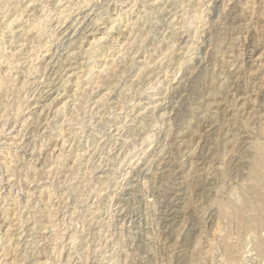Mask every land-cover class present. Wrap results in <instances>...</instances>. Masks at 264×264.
<instances>
[{
    "label": "rangeland",
    "instance_id": "374dc122",
    "mask_svg": "<svg viewBox=\"0 0 264 264\" xmlns=\"http://www.w3.org/2000/svg\"><path fill=\"white\" fill-rule=\"evenodd\" d=\"M263 199L264 0H0V264H264Z\"/></svg>",
    "mask_w": 264,
    "mask_h": 264
},
{
    "label": "bare ground",
    "instance_id": "6f19581e",
    "mask_svg": "<svg viewBox=\"0 0 264 264\" xmlns=\"http://www.w3.org/2000/svg\"><path fill=\"white\" fill-rule=\"evenodd\" d=\"M86 1V0H85ZM196 1V0H195ZM3 2V1H2ZM163 8V7H162ZM195 8V7H194ZM83 9V8H82ZM10 10V9H9ZM201 12V11H200ZM195 13V12H194ZM172 14V13H171ZM62 15V14H61ZM206 15V14H205ZM34 16V15H33ZM63 16V15H62ZM38 17V16H37ZM27 18V17H26ZM3 19V18H2ZM192 19V18H191ZM33 21V20H32ZM95 21V20H94ZM191 21V20H190ZM193 22V21H192ZM5 23V22H4ZM51 24V23H50ZM199 24V23H198ZM190 25V24H189ZM12 28V27H11ZM68 28V27H67ZM47 29V28H46ZM79 31V30H78ZM20 35V34H19ZM135 36V35H134ZM238 38H240V37H238ZM244 38H245V36H244ZM13 39V38H12ZM131 42V41H130ZM249 45V44H248ZM246 50V49H245ZM122 51V50H121ZM46 53V52H45ZM30 59V58H29ZM201 59V58H200ZM20 61V60H19ZM9 65V64H8ZM10 66V65H9ZM182 68V67H181ZM95 69V68H94ZM88 71V70H87ZM91 71V70H90ZM87 76V75H86ZM15 77V76H14ZM12 78V77H11ZM16 78V77H15ZM24 84V83H23ZM168 85V84H167ZM191 88V87H190ZM167 90V89H166ZM241 95V94H240ZM25 97V96H24ZM217 101V100H216ZM32 108V107H31ZM69 109V108H68ZM60 110V109H59ZM183 118V117H182ZM125 120V119H124ZM5 124V123H4ZM59 124V123H58ZM4 128V127H3ZM12 130V129H11ZM214 131V130H213ZM206 140V139H205ZM155 149V148H154ZM205 154V153H204ZM173 161V160H172ZM100 163V162H99ZM141 164V163H140ZM235 173V172H234ZM195 174V173H194ZM15 183V182H14ZM17 184V183H16ZM134 189V188H133ZM263 196V195H262ZM258 197V196H257ZM260 199V198H259ZM182 200V199H181ZM263 201H264V199H263ZM184 203V202H183ZM246 204V203H245ZM222 205V204H221ZM247 205V204H246ZM256 206V205H255ZM258 206V205H257ZM264 209V208H263ZM225 210V209H224ZM226 211V210H225ZM234 211V210H233ZM229 214V213H228ZM236 214V213H235ZM239 217V216H238ZM241 218V217H240ZM11 227V226H10ZM254 236V235H253ZM223 238V237H222ZM261 238H262V236H261ZM223 241V240H222ZM224 242V241H223ZM260 246H263L264 247V241H261L260 242ZM226 249V253H228V254H232L233 252H232V250H231V248L228 246V247H226L225 248ZM223 251V250H222ZM3 253V252H2ZM6 255V254H5Z\"/></svg>",
    "mask_w": 264,
    "mask_h": 264
}]
</instances>
